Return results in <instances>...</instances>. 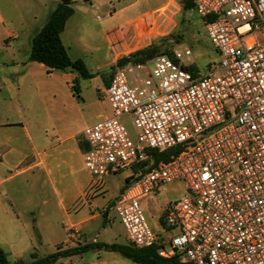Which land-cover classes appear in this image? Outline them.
Here are the masks:
<instances>
[{"label":"built area","instance_id":"1","mask_svg":"<svg viewBox=\"0 0 264 264\" xmlns=\"http://www.w3.org/2000/svg\"><path fill=\"white\" fill-rule=\"evenodd\" d=\"M185 1L166 0L142 15L132 38L150 37L153 14ZM191 2L218 60L198 74L183 43L120 65L117 50L105 88L110 115L82 130L84 168L93 177L111 165L135 168L113 204L131 246L156 245L178 264H264V0ZM124 114L135 140L120 121ZM150 150L168 157L155 161ZM172 182L184 194L165 209L166 229L157 233L139 201ZM70 233L81 236L77 228Z\"/></svg>","mask_w":264,"mask_h":264},{"label":"rangeland","instance_id":"2","mask_svg":"<svg viewBox=\"0 0 264 264\" xmlns=\"http://www.w3.org/2000/svg\"><path fill=\"white\" fill-rule=\"evenodd\" d=\"M165 1L73 0L72 7L74 12L65 23L61 40L66 47L68 55L72 59L81 58L89 72L92 73V77L83 78L73 71L69 79L49 74L46 75L48 81L45 79L49 87L66 88L64 102L67 105L69 103L68 81L77 84L76 86L81 91L78 99L81 102L80 109L77 106L69 109L68 116L65 117L64 121L67 127L77 130L82 128L83 124L90 123L93 116L97 113L110 115L111 110L105 98V88L109 77L114 72L113 60L117 50L119 57H122L123 54L121 52L125 50H133L155 44L157 51L169 53L175 44L183 43L192 51L194 64H192L191 69L198 74L204 73L209 64L218 60V54L210 42L201 18L194 8L184 10L177 5L176 9L170 8L161 15L156 12L153 14V19L157 26L156 30L158 34H161L162 28L167 26L163 32L164 34L155 35L154 33L157 31H152L150 37H146L145 40L132 38L133 32L139 30L137 23H143V21L139 20L141 16L151 10L155 11ZM131 26H135L136 30ZM119 28H124L120 45L117 44V40L121 37ZM131 28L132 30L130 31ZM12 116L13 119H17L16 115L12 114ZM120 121L125 126L129 137L135 140L137 130L131 117L124 114L120 116ZM78 161L73 158L71 163L73 174L66 175L63 183L56 185V188L47 183L41 188L34 186V188L27 190V196L32 199L33 203H37L40 198L49 201L42 209L34 206L27 214L23 212L24 217H27L30 223H33L32 217L39 218V212H43V234H37L40 238L37 235L25 237L24 235L16 234L15 231L11 232L7 230L8 222L0 220L1 249H8L11 239L16 241V244H20V241L21 244H24L33 239L36 244L35 248H27L19 256L23 260H28L32 252L36 251L38 256L42 257L53 252L57 247L55 245L59 243L62 248L75 246L77 243H91L93 241L98 243L128 244L125 238V229L113 209V204L125 186L133 180L135 168L111 165L104 175L89 177L90 174L84 168L83 162ZM23 178L24 175L18 176L12 183L23 181ZM91 180L93 181L90 183ZM89 183L90 185H88ZM83 189H85L84 192ZM183 194V184L181 182H172L160 187L155 194H150L139 201L147 223L154 232L162 233L166 229L164 226L165 209L169 204L181 198ZM14 195L18 199H24L25 197L19 192ZM61 199L65 206L70 209V217L73 221L89 217L77 226V230L81 233L80 237L73 235L69 237L68 231L70 229L63 227L61 224L54 226V221H52L54 216L61 219L63 224L68 223L60 210H53V208L60 206ZM3 202L7 203L6 200ZM52 203L54 204L52 205ZM73 204L74 206H72ZM76 206L81 209L78 211ZM17 207L14 206V209H24L21 204H18ZM58 213L59 215H57ZM65 238H68L69 242L61 243ZM8 258L10 260L15 259L12 255L8 256ZM53 264L140 263L133 262L118 251L97 247L70 257L59 258Z\"/></svg>","mask_w":264,"mask_h":264},{"label":"crops","instance_id":"3","mask_svg":"<svg viewBox=\"0 0 264 264\" xmlns=\"http://www.w3.org/2000/svg\"><path fill=\"white\" fill-rule=\"evenodd\" d=\"M59 1L0 0V220L8 222L7 230L25 237L43 234L44 214L40 211V217H32L33 223H30L23 212L27 214L34 206L42 209L49 203L42 198L33 203L27 196V190L34 186L41 188L47 183L56 188V185L63 183L66 175H72L73 158L83 162L82 154L87 147L82 136L83 128L99 117L107 116L97 113L92 121L83 124L82 128L74 130L67 127L64 121L69 109L74 106L80 109L81 102L78 99L81 91L79 87L74 91L72 81H68L67 105L64 102L66 88L49 87L46 75L69 79L73 72L48 73L43 64L28 59L32 36L46 22ZM123 30L124 28L120 29L121 37L117 40L119 45L122 42ZM12 114L16 115L17 119H13ZM22 175L23 181L12 183L16 177ZM17 192L24 195V199L16 198L14 194ZM4 200L9 204H5ZM16 204H21L24 209H14ZM59 204L60 206L56 205L53 210H60L68 223L63 224L61 219L54 216V226L61 224L71 231L89 218L73 221L70 209L62 199ZM80 209L79 207L78 211ZM65 242H69L68 238L61 243ZM35 245L33 239L24 244H21V241L16 244V241L11 239L8 249L2 250L7 259L13 262L21 259L19 256L23 250L35 248ZM10 255L15 259L10 260Z\"/></svg>","mask_w":264,"mask_h":264},{"label":"trees","instance_id":"4","mask_svg":"<svg viewBox=\"0 0 264 264\" xmlns=\"http://www.w3.org/2000/svg\"><path fill=\"white\" fill-rule=\"evenodd\" d=\"M73 0H60L55 8L50 13L46 22L40 29L32 36L30 42L29 61H35L43 64L48 73L52 71L60 72H77L83 78L92 77V73L86 67V64L81 58L72 59L66 50V47L61 41V32L64 30L67 19L73 14L72 7ZM193 8L191 0H186L183 4L184 10ZM159 53H167L157 51L155 44H150L146 47L140 48L135 52L122 56L117 60L120 65L128 60L142 61L151 58ZM111 77V76H110ZM109 77V80H110ZM109 83V81H108ZM107 83V84H108ZM77 84L73 82L72 88L77 90ZM154 155V160L167 159L169 151L156 152L150 150ZM104 248L106 250L118 251L122 255L128 257L133 262L140 264H178L175 257L170 259L163 258L158 255L156 245L149 247L136 248L130 244L118 243H77L75 246L62 248L57 246L56 249L42 257L34 251L30 254V259H17L10 262L6 253L0 248V264H53L59 258L70 257L76 254L83 253L94 248Z\"/></svg>","mask_w":264,"mask_h":264}]
</instances>
